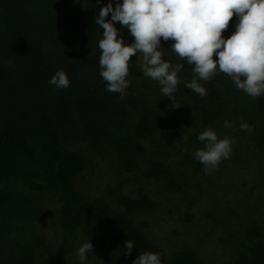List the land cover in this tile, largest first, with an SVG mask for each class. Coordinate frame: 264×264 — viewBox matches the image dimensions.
<instances>
[{
	"label": "trees",
	"instance_id": "trees-1",
	"mask_svg": "<svg viewBox=\"0 0 264 264\" xmlns=\"http://www.w3.org/2000/svg\"><path fill=\"white\" fill-rule=\"evenodd\" d=\"M107 3L0 0V264H51L6 246L19 221L38 220L37 207L56 203L115 249L110 262L132 264L148 251L161 264H264V95L248 96L224 73L198 81L204 97L185 89L191 66L161 38L162 59L183 64L173 95L180 107L142 76L135 55L121 100L99 75L103 30L94 18ZM235 21L234 13L224 37ZM114 26L130 44L127 29ZM57 69L67 88L48 83ZM243 122L253 130L235 127ZM206 127L235 141L209 175L193 157ZM166 183L182 184L161 197ZM144 213L153 221L136 226ZM236 234L249 244L235 247ZM169 235L190 243L170 249Z\"/></svg>",
	"mask_w": 264,
	"mask_h": 264
},
{
	"label": "clouds",
	"instance_id": "clouds-1",
	"mask_svg": "<svg viewBox=\"0 0 264 264\" xmlns=\"http://www.w3.org/2000/svg\"><path fill=\"white\" fill-rule=\"evenodd\" d=\"M101 3V0H97ZM236 15L234 31L224 37L230 19ZM110 19H106L109 17ZM115 22L126 28L134 39L126 43ZM94 23L102 28L98 41L100 51L99 75L105 81V90L119 93L126 99L130 80L129 60L135 55L140 60L139 71L160 85V93L178 106L173 95L179 84L178 73L183 64L164 60L161 38L171 40L170 52L191 66L192 79L185 89L206 96L207 90L198 81H209L219 73L227 74L235 87L253 98L264 95V0H112L100 7ZM215 54L216 59H213ZM57 89L67 88L70 81L63 69H57L48 80ZM225 128L232 122L225 120ZM240 130L252 131L247 123ZM203 147L193 157L202 164L204 175L211 174L222 160L230 157L234 138L218 137L206 127L197 136ZM125 256L133 251V242L123 245ZM93 245L84 241L76 250L81 264L92 256ZM132 264H161L160 254L140 252Z\"/></svg>",
	"mask_w": 264,
	"mask_h": 264
},
{
	"label": "rangeland",
	"instance_id": "rangeland-1",
	"mask_svg": "<svg viewBox=\"0 0 264 264\" xmlns=\"http://www.w3.org/2000/svg\"><path fill=\"white\" fill-rule=\"evenodd\" d=\"M239 125L235 127L239 128ZM181 184L166 183L159 191L160 196L168 197L172 190ZM36 210L39 211L40 215L38 220L25 219L15 225L13 235L6 246L7 249L17 252L20 257L31 256L39 263L48 261L51 264H81L76 250L82 242L89 241L93 245V250L92 256H89L86 264H120L118 263L119 257L110 262L109 256L115 254V249L102 243L88 225L78 223V221L64 215L61 203L42 204ZM138 219L143 220L142 222L153 221L152 216L145 213L139 214L135 219L136 226H138ZM180 227L182 226L180 225ZM187 231L190 232L188 229ZM149 232L152 233V230ZM168 238H171L170 249L173 248L174 250L181 245L190 243L183 236L173 237L169 235ZM231 240L237 248H241L240 242L247 245L250 242L249 238L244 239L239 234L233 235ZM251 240L256 239L252 238ZM259 240L264 243V235Z\"/></svg>",
	"mask_w": 264,
	"mask_h": 264
}]
</instances>
